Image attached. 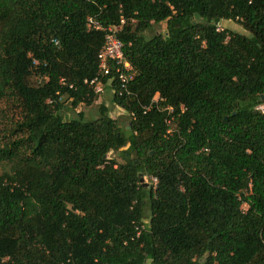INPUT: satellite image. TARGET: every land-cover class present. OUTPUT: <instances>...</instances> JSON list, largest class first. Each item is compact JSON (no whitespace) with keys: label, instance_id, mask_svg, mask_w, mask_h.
<instances>
[{"label":"trees","instance_id":"1","mask_svg":"<svg viewBox=\"0 0 264 264\" xmlns=\"http://www.w3.org/2000/svg\"><path fill=\"white\" fill-rule=\"evenodd\" d=\"M90 15L125 18L124 124L104 104L64 117L65 100L97 99L85 79L105 31ZM7 98L0 264H264V0H0Z\"/></svg>","mask_w":264,"mask_h":264},{"label":"built area","instance_id":"2","mask_svg":"<svg viewBox=\"0 0 264 264\" xmlns=\"http://www.w3.org/2000/svg\"><path fill=\"white\" fill-rule=\"evenodd\" d=\"M124 23V17L121 18L119 24L109 26H105L100 20L91 15L86 19V26L89 30L105 31V43L98 54L99 74L91 79H85V82L97 95L103 94L107 86H111L113 93L122 94L125 91L128 93L129 84L134 79L135 70L125 56L124 43L119 37V32L122 30ZM217 28L218 30L223 29L221 23L217 24ZM54 42L58 44V40L54 39ZM158 100H163V98L156 94L154 101ZM159 109L168 112L165 122L169 126L168 132L172 131V123L175 120L173 106L167 105L159 107Z\"/></svg>","mask_w":264,"mask_h":264},{"label":"rangeland","instance_id":"3","mask_svg":"<svg viewBox=\"0 0 264 264\" xmlns=\"http://www.w3.org/2000/svg\"><path fill=\"white\" fill-rule=\"evenodd\" d=\"M223 28H229L247 34L248 31L243 28V26L234 20H223L221 22ZM156 30L164 33L166 31V22H162L155 26ZM32 82L37 81L36 77L31 78ZM113 92L111 86H107L105 92L101 95H97V99L92 104L80 103L77 107L71 105V100L64 101V117L65 119H70L78 117V112H83L86 120L97 118L100 116V106L104 104L108 110L109 115L115 118L119 123H127L129 121V114L126 110L113 103L112 101ZM65 99V97L63 98ZM260 109H264V104L258 106ZM1 113H0V129L9 128L10 121L17 118L19 115V109L17 107V101L15 98H7L1 103ZM3 115V116H2ZM7 131V130H6ZM110 157L116 158L118 161L123 162V158L120 156L119 152H110ZM3 170V165H0V172ZM146 183H151V178L148 176L144 177ZM243 207H246L245 204ZM148 214V211H147ZM148 221V220H146Z\"/></svg>","mask_w":264,"mask_h":264},{"label":"bare ground","instance_id":"4","mask_svg":"<svg viewBox=\"0 0 264 264\" xmlns=\"http://www.w3.org/2000/svg\"><path fill=\"white\" fill-rule=\"evenodd\" d=\"M221 22V21H220Z\"/></svg>","mask_w":264,"mask_h":264},{"label":"water","instance_id":"5","mask_svg":"<svg viewBox=\"0 0 264 264\" xmlns=\"http://www.w3.org/2000/svg\"><path fill=\"white\" fill-rule=\"evenodd\" d=\"M143 179V178H142Z\"/></svg>","mask_w":264,"mask_h":264}]
</instances>
